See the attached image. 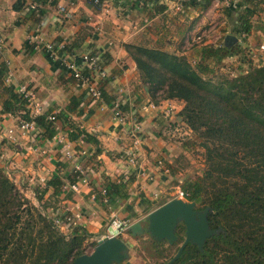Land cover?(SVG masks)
I'll use <instances>...</instances> for the list:
<instances>
[{
	"label": "crops",
	"instance_id": "1",
	"mask_svg": "<svg viewBox=\"0 0 264 264\" xmlns=\"http://www.w3.org/2000/svg\"><path fill=\"white\" fill-rule=\"evenodd\" d=\"M18 1L24 4L16 11L14 6ZM135 1L103 0L100 8L95 9L85 0H0V63L7 67L6 77L0 82V167L14 178L18 188L22 185L26 198L35 201V193L45 188L42 202L51 199L58 206V213L81 214L79 227L91 241L108 233L113 218L127 221L130 226L141 220L140 208H150L156 203L152 195L157 194L159 198L166 189L169 176L163 169L170 165L174 150L164 134L168 127L174 133L171 123L181 121L178 116L181 102L164 100L155 104L151 101L124 46L146 45L195 59L201 47L219 45L223 37L232 35L223 9L240 0H210L204 11H185L181 8L182 0H159L166 10L157 15L141 8V2L136 5ZM262 1L251 18L253 29L247 39L250 55L255 52L258 55L255 60L258 65L264 64ZM64 12L69 16L64 17ZM214 20H219L222 31L212 36L213 44L207 40L194 42L197 35L212 31L207 23L216 27ZM31 38L52 44L55 54L67 43L78 45L72 51L79 57L86 54L99 57L106 78L92 73L93 86L101 88L106 99L120 97L123 105L129 102L127 121L121 123L114 119L112 107L102 97L93 98L86 84L59 68L41 45L30 42ZM62 56L74 60L73 55ZM5 79L10 82L6 83ZM9 85L16 91L25 89L33 104L40 105L41 113L54 114L60 132L51 139L41 138L40 128L30 132L21 130L18 116L2 114L1 106L7 97L3 89ZM70 103L74 110L67 113ZM61 113H66L72 123L98 144L70 142L75 156L74 159L65 157L57 141L59 134L67 136L68 127L58 118ZM135 117L142 130L137 147L129 136ZM132 150L137 154L134 166L127 162ZM75 165L81 167L89 184L81 186L77 193L67 191L55 197L46 183L53 177L69 183ZM121 178L131 180L127 199H117L109 205L102 203L101 191L105 185ZM151 208L147 211L154 207ZM126 236L123 233L119 238L126 241Z\"/></svg>",
	"mask_w": 264,
	"mask_h": 264
},
{
	"label": "trees",
	"instance_id": "2",
	"mask_svg": "<svg viewBox=\"0 0 264 264\" xmlns=\"http://www.w3.org/2000/svg\"><path fill=\"white\" fill-rule=\"evenodd\" d=\"M85 1L99 9L103 0H97L98 3L96 0ZM139 2L143 4L141 8L154 15L166 10L159 0H136L135 4ZM261 2L240 0L224 7L230 33L239 43L230 45L223 37L219 45L203 46L197 51L194 64L185 56L156 47L124 46L151 101L155 104L164 100L181 102L178 116L205 149L203 176L186 182L182 191L187 194L188 202L199 206L197 210L211 209L208 214L210 227L221 228L222 232L208 239L202 252L188 244L174 264H264V64L253 65L249 57L252 51L247 45L253 29L251 18ZM210 3V0H182L181 8L204 11ZM23 4L18 1L14 9L20 10ZM74 46L78 45L64 44L57 50V55L60 58L64 53L73 55L75 64L83 68L82 59L72 51ZM235 56H241L250 65L245 72L231 77L215 74L216 66ZM54 63L68 72L60 61ZM6 72V65L0 63V82ZM85 72L86 69L83 74ZM3 90L7 97L1 106L2 114L33 123L42 130L41 138L51 139L55 135L54 123L47 119V113L32 114L27 100L13 85ZM99 90L102 99L112 107L116 99H106L103 90ZM73 107L70 103L66 112H72ZM122 110L124 114L130 113L129 102L122 105ZM58 118L70 130L67 134L69 142L98 144L72 123L66 113H61ZM165 168L169 170V166ZM75 179L72 175L69 183H64L53 177L46 183V188H52V194L57 197L71 191L68 184ZM130 184V179L122 178L115 183L108 182L103 189L108 202L127 199ZM45 190L35 193L37 206L32 204L0 167V264H72L85 253L83 244L88 234L78 226L67 237L55 227L54 219L70 213L65 212L59 217L51 199L42 202ZM166 202L161 200L153 210ZM176 236L178 241L172 246L166 241L148 239L156 260H160L156 264L168 262L177 252L179 247L172 256H165L166 250L183 242L182 224L177 227Z\"/></svg>",
	"mask_w": 264,
	"mask_h": 264
},
{
	"label": "water",
	"instance_id": "3",
	"mask_svg": "<svg viewBox=\"0 0 264 264\" xmlns=\"http://www.w3.org/2000/svg\"><path fill=\"white\" fill-rule=\"evenodd\" d=\"M225 41L230 45L238 42L233 35H227ZM209 207L197 210L194 202L181 199H172L151 211L146 217L130 225L127 232L136 237L147 234L156 242L166 241L172 246L178 241L177 227L184 226V240L175 255L164 264H174L188 244L195 245L200 252L203 251L206 241L222 232L221 228L211 229L208 214ZM133 244L119 237H101L88 254L74 259L72 264H121L130 258Z\"/></svg>",
	"mask_w": 264,
	"mask_h": 264
},
{
	"label": "rangeland",
	"instance_id": "4",
	"mask_svg": "<svg viewBox=\"0 0 264 264\" xmlns=\"http://www.w3.org/2000/svg\"><path fill=\"white\" fill-rule=\"evenodd\" d=\"M216 9L220 10V8L218 7ZM214 24H216V27L213 24H209V26H208V23L206 24L207 27L212 29V31L208 30L207 33L205 32L201 42H204L205 40H207L209 41V43H212L213 42L212 36H214L218 30L219 32H220V29L222 31V26L219 20L217 21L214 20ZM257 56L258 55L256 54V52L254 53V55H249V57H251V59L254 62L255 60H257L256 59ZM188 59L192 64H194V61H193L194 59L192 57H189ZM253 65L257 66L258 64L257 62H255L253 63ZM249 66L250 65L246 63L242 59L241 56H235L232 58L230 57L228 59H225L219 66L215 67V74L224 73L227 75L229 74L230 77L236 76L239 73L245 72ZM172 125H173V128L175 129H172L171 132H174V133H170L169 127H168L167 132H165L164 134V136L167 138V141L170 142L174 147L173 148L174 150L172 151V156H171V163L170 165H168L169 170H167L168 171L167 176H169V179H168L169 181L166 184L165 191H162L159 198L156 200V203H154V205L151 207H156L159 204V202H161V200L170 201L171 197L175 195L176 191L182 190V186L186 182L196 181L200 179L203 176L204 170L206 169L205 149L201 147V140L196 135H194L192 131L182 121H180L179 123L172 122L171 126ZM7 175L9 176V174ZM9 178L12 181L14 179L10 176ZM18 189L24 194V191H23L24 188L22 187V185ZM27 199L32 204L37 206L36 200L34 201V199L32 198L30 199L27 198ZM51 203L53 202L51 201ZM42 205H45V204H42ZM56 207L58 208L57 205ZM151 207L147 208L145 206V208L144 207L140 208L141 219L146 217L147 214L151 212L149 211V213L146 214V212H148L147 210L152 209ZM196 207H199V206L196 205ZM143 211H145V213ZM59 214H60L59 217H61L62 213H59ZM126 237L128 239L127 241H131L134 246L130 250L129 260L125 261L123 264H156L160 261V260L157 261L155 258V250L154 248H151V246L149 245L150 242L148 241L149 237L147 234H142L136 237H133L127 234ZM91 240L92 239H87L85 243L83 244V247L85 249L84 254H88L93 251L94 246L92 247V244L96 243V240L95 241L94 240L91 241ZM180 245L181 244L176 245L175 248L171 250H166L165 256L166 257L172 256Z\"/></svg>",
	"mask_w": 264,
	"mask_h": 264
},
{
	"label": "built area",
	"instance_id": "5",
	"mask_svg": "<svg viewBox=\"0 0 264 264\" xmlns=\"http://www.w3.org/2000/svg\"><path fill=\"white\" fill-rule=\"evenodd\" d=\"M95 2L98 3V1L96 0ZM103 1H101V5H102ZM61 12H63V9H61ZM69 13L64 12V17H68ZM203 35H197L196 37L193 38L194 42H198L200 43L202 41ZM30 42H35L37 45H41L42 49L47 53V55L54 61H60L62 63L63 66L66 67L68 73L71 74V76L73 77V79L77 80L78 82L82 83V84H86L88 87V92L89 94L95 98V99H101V91L93 86V82L92 80V73H97L101 78H106V73L105 70L103 69V67L101 66V62L99 57H97L96 55H83L80 56V58L82 59V67H79L75 64L74 60H67L66 58L62 57L60 58L57 54L54 53L53 51V45L50 43H42L41 39L38 40V42L34 41L32 38L30 39ZM261 49H263V47H261ZM86 69L85 74H83V70ZM6 83H9L10 81L8 79H5ZM17 93L22 96L24 99L27 100V107L30 109V111L32 110L33 114H41V107L39 104H33L30 95L25 91V89H19L17 91ZM122 98H116V100L112 103V113H113V117L114 119H116L117 121L121 122V123H125L127 121L126 115L123 113L122 110ZM169 109H168V114H169ZM47 119L49 121H52L54 123V129H55V134L60 132V127L57 125V121L55 120L56 117L54 114H50L47 116ZM133 119V118H132ZM132 123V127L129 130V136L131 137L132 143L135 147L139 146L141 143V125L139 123V121L133 119ZM19 128L21 130L30 132V131H34V129L36 128V126L33 123H28V122H23L22 120L19 122ZM70 132L69 129H67V133L66 135ZM67 137V136H66ZM66 137L64 134H59V136L57 137V141L59 144L62 145V148L64 150V155L65 157L69 158V159H74V153L71 150L70 147V142L68 140H66ZM136 156L137 154L135 153L134 150L130 151L127 155V162L134 166L136 164ZM167 169H163V173L167 174ZM75 175V181L71 184H68V188L69 190H71L72 192L77 193L80 190L81 186H87L89 184L88 179L86 178V176L84 175V172L82 171L81 167L78 165H75L74 170H73V174ZM146 176V175H145ZM102 194V203H104L105 205H109L108 199L105 195V191L102 190L101 191ZM153 199L157 200L158 196L157 194L152 195ZM186 196L187 194L184 193L182 190H178L176 191L175 195H173L171 197L170 200L172 199H181L184 201L186 200ZM82 220V216L79 213H74V214H70L68 216H64L63 218H58L53 220V223L55 225V227L57 229H59L62 234L66 235L67 237L71 235V231L75 228L80 226V221ZM129 223L127 221H122V220H118L116 218H113L110 222L109 225V231H107L108 233L105 235L107 237H119L121 236L123 233L127 232V229L129 227L128 225ZM99 239L96 240V242Z\"/></svg>",
	"mask_w": 264,
	"mask_h": 264
},
{
	"label": "flooded vegetation",
	"instance_id": "6",
	"mask_svg": "<svg viewBox=\"0 0 264 264\" xmlns=\"http://www.w3.org/2000/svg\"><path fill=\"white\" fill-rule=\"evenodd\" d=\"M128 239H126V241H127ZM131 242V241H130ZM134 246V245H133ZM124 263V262H123ZM123 263H121V264H123Z\"/></svg>",
	"mask_w": 264,
	"mask_h": 264
}]
</instances>
